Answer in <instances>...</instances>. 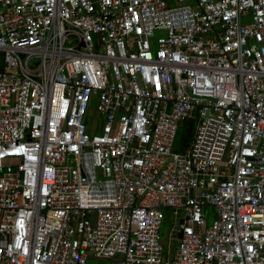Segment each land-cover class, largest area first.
Instances as JSON below:
<instances>
[{
	"label": "built area",
	"instance_id": "2783aa9c",
	"mask_svg": "<svg viewBox=\"0 0 264 264\" xmlns=\"http://www.w3.org/2000/svg\"><path fill=\"white\" fill-rule=\"evenodd\" d=\"M93 259L264 264V0H0V264Z\"/></svg>",
	"mask_w": 264,
	"mask_h": 264
},
{
	"label": "rangeland",
	"instance_id": "374dc122",
	"mask_svg": "<svg viewBox=\"0 0 264 264\" xmlns=\"http://www.w3.org/2000/svg\"><path fill=\"white\" fill-rule=\"evenodd\" d=\"M190 124L184 120L182 123H179L178 128L176 130L174 140H173V148L178 151H182L184 147L187 145L191 133L192 126L189 127ZM163 219L160 224L159 229V241L162 245L163 251H172L173 247L176 244L177 239L175 238L176 232L175 229L177 227V218H173L171 209H163ZM212 216L210 215L206 222L210 223ZM90 263L94 264H106L107 261L104 260H88Z\"/></svg>",
	"mask_w": 264,
	"mask_h": 264
},
{
	"label": "water",
	"instance_id": "95a60500",
	"mask_svg": "<svg viewBox=\"0 0 264 264\" xmlns=\"http://www.w3.org/2000/svg\"><path fill=\"white\" fill-rule=\"evenodd\" d=\"M180 221V220H179ZM178 237L180 236V234L178 233V235H177Z\"/></svg>",
	"mask_w": 264,
	"mask_h": 264
},
{
	"label": "trees",
	"instance_id": "16d2710c",
	"mask_svg": "<svg viewBox=\"0 0 264 264\" xmlns=\"http://www.w3.org/2000/svg\"><path fill=\"white\" fill-rule=\"evenodd\" d=\"M190 124V126L189 127H191V123H189ZM192 128V127H191Z\"/></svg>",
	"mask_w": 264,
	"mask_h": 264
}]
</instances>
